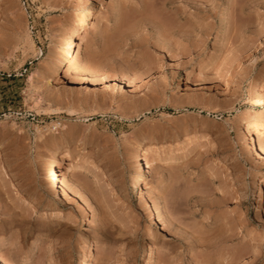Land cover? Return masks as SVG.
Masks as SVG:
<instances>
[{
    "label": "rangeland",
    "instance_id": "obj_1",
    "mask_svg": "<svg viewBox=\"0 0 264 264\" xmlns=\"http://www.w3.org/2000/svg\"><path fill=\"white\" fill-rule=\"evenodd\" d=\"M82 18L84 48L50 65ZM256 134L264 146V0H0L11 264H79L88 244L89 264H149L150 247L151 264H264Z\"/></svg>",
    "mask_w": 264,
    "mask_h": 264
},
{
    "label": "bare ground",
    "instance_id": "obj_2",
    "mask_svg": "<svg viewBox=\"0 0 264 264\" xmlns=\"http://www.w3.org/2000/svg\"><path fill=\"white\" fill-rule=\"evenodd\" d=\"M105 9L104 6H100L99 10L97 11V15L102 13V11ZM84 20L83 18L80 20L78 26L75 28L74 33L70 36V38H68L64 45L62 46V48H59L55 54L53 56H51L50 59V65H53L56 61H58L60 58L67 56V54L69 53V51L72 49L74 43L76 41H80L79 46H83L82 48H84V45L82 44V26H83ZM78 46V47H79ZM48 62V61H47ZM60 62V61H59ZM53 67V66H52ZM259 134H256V139L254 138L253 144H258V146L260 147V150L264 152V146L261 145V139L259 138ZM148 148H142V147H138V149L136 150V152L134 153V161L137 163L138 165V172L135 175V178L133 180V184H132V189L133 192H141L142 191V181L147 173V163L145 162V153L147 152ZM154 154H158V152L156 150H153ZM65 159L64 156H62V154H57L53 157L52 160V166L55 167V165H58V170L55 172L53 171L52 176L49 179V185L51 187H55L56 190V194L55 197L59 198L63 195L64 192V184L62 182L61 177L64 176L65 174L63 173L64 171L60 169L61 167V160ZM53 170H55V168H52ZM57 172L62 173V175L60 176L59 174H57ZM33 210H38L41 208V206L39 205H34L32 206ZM40 242H36L33 244L32 248L30 249L29 252V256H33L35 254H37L39 252L40 249ZM92 245L88 244L87 249H85V253L83 256H81L79 264H89V257H90V251H91ZM149 256L147 258V263L151 264V247L149 248ZM151 255V256H150ZM0 261L2 262V264H11L8 260L1 258L0 256Z\"/></svg>",
    "mask_w": 264,
    "mask_h": 264
}]
</instances>
